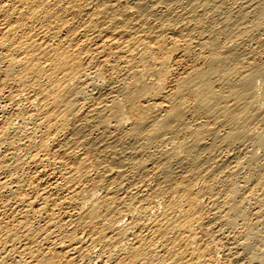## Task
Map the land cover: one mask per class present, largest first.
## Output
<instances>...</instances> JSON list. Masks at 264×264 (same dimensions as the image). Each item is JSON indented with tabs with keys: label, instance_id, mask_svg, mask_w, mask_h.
Wrapping results in <instances>:
<instances>
[{
	"label": "bare ground",
	"instance_id": "6f19581e",
	"mask_svg": "<svg viewBox=\"0 0 264 264\" xmlns=\"http://www.w3.org/2000/svg\"><path fill=\"white\" fill-rule=\"evenodd\" d=\"M263 252L264 0H0V264Z\"/></svg>",
	"mask_w": 264,
	"mask_h": 264
},
{
	"label": "rangeland",
	"instance_id": "374dc122",
	"mask_svg": "<svg viewBox=\"0 0 264 264\" xmlns=\"http://www.w3.org/2000/svg\"><path fill=\"white\" fill-rule=\"evenodd\" d=\"M264 252L262 253V256H263V258H261V261L260 260H254L253 262H251V263H247V264H264ZM222 255V254H221ZM230 258H231V260H230ZM237 258V257H236ZM238 258H239V256H238ZM237 258V260L234 258V259H232V256L231 255H228V258L226 257L225 259H224V261H222V262H224V264H246V258L245 257H243L242 255L240 256V260ZM244 258V259H243ZM227 259V260H226ZM222 260V259H221ZM263 260V261H262ZM229 261V262H228ZM234 261V262H233ZM238 261V262H237ZM245 261V262H244ZM231 262V263H230ZM242 262V263H241ZM223 264V263H222Z\"/></svg>",
	"mask_w": 264,
	"mask_h": 264
}]
</instances>
